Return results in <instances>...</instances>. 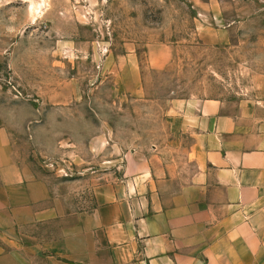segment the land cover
Returning <instances> with one entry per match:
<instances>
[{
    "label": "rangeland",
    "instance_id": "1",
    "mask_svg": "<svg viewBox=\"0 0 264 264\" xmlns=\"http://www.w3.org/2000/svg\"><path fill=\"white\" fill-rule=\"evenodd\" d=\"M190 99L264 100V0H0V120L57 205L92 209Z\"/></svg>",
    "mask_w": 264,
    "mask_h": 264
},
{
    "label": "crops",
    "instance_id": "2",
    "mask_svg": "<svg viewBox=\"0 0 264 264\" xmlns=\"http://www.w3.org/2000/svg\"><path fill=\"white\" fill-rule=\"evenodd\" d=\"M170 104L173 139L130 152L89 210L55 203L0 120V264H264V100Z\"/></svg>",
    "mask_w": 264,
    "mask_h": 264
}]
</instances>
